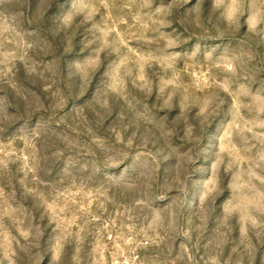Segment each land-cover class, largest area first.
<instances>
[{
    "label": "rangeland",
    "instance_id": "1",
    "mask_svg": "<svg viewBox=\"0 0 264 264\" xmlns=\"http://www.w3.org/2000/svg\"><path fill=\"white\" fill-rule=\"evenodd\" d=\"M0 264H264V0H0Z\"/></svg>",
    "mask_w": 264,
    "mask_h": 264
}]
</instances>
